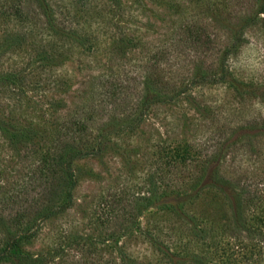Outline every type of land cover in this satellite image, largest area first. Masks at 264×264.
Masks as SVG:
<instances>
[{
  "label": "rangeland",
  "instance_id": "rangeland-1",
  "mask_svg": "<svg viewBox=\"0 0 264 264\" xmlns=\"http://www.w3.org/2000/svg\"><path fill=\"white\" fill-rule=\"evenodd\" d=\"M12 235L64 264H264V0H0Z\"/></svg>",
  "mask_w": 264,
  "mask_h": 264
},
{
  "label": "trees",
  "instance_id": "trees-1",
  "mask_svg": "<svg viewBox=\"0 0 264 264\" xmlns=\"http://www.w3.org/2000/svg\"><path fill=\"white\" fill-rule=\"evenodd\" d=\"M55 153L57 155L59 163L61 164L62 162L67 175L70 177L71 162L78 155V152L64 150ZM49 215H50L49 212L44 213L42 215V218H45ZM258 220L260 222H263L261 218H259ZM22 240L23 237L20 235H12L7 239H4L3 246L0 249V264H64L60 261H55L57 259L54 253H52V251H40L36 253L19 252V247ZM173 256L170 257L171 264H181L182 259H173Z\"/></svg>",
  "mask_w": 264,
  "mask_h": 264
}]
</instances>
